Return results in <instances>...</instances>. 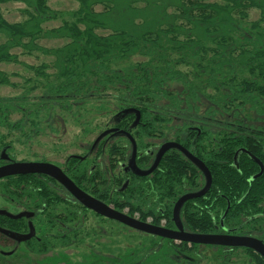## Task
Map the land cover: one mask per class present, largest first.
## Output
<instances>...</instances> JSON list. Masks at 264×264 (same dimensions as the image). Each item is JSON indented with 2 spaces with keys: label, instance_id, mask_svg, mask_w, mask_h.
<instances>
[{
  "label": "trees",
  "instance_id": "16d2710c",
  "mask_svg": "<svg viewBox=\"0 0 264 264\" xmlns=\"http://www.w3.org/2000/svg\"><path fill=\"white\" fill-rule=\"evenodd\" d=\"M14 1H23L27 9L30 6L37 11L29 20L35 26L28 21L25 25L4 22L1 29L7 31L9 38L5 46H19L20 36L42 33L40 25L55 18L50 9L51 12L44 9L43 13V8L48 9L46 0ZM227 1L223 7H207L205 13V6L203 12L194 14L198 9L189 7L185 0H83L79 21L85 27L83 30L78 25L44 30L45 37L70 41L54 53L57 82L44 95L34 96L45 107L39 110V102L32 103L28 93L0 96V165L5 162L1 159L4 148L10 158L21 161L13 155L16 142L25 144L41 132L43 109H48L51 120L59 115L56 110L71 114L74 109L82 111L83 120H92L87 118L90 104L98 111L95 119L113 113L99 134L111 126L132 134L137 143L139 167H149L154 158L150 151L167 141L180 143L206 164L212 174V186L207 194L182 206L180 218L186 231L210 234L231 230L251 234L255 230L264 237V0ZM98 4H103V8L97 10ZM247 4L261 9L258 20H239L236 11ZM97 28L107 30L108 34L95 33ZM205 43H217L221 51L210 59L217 73L211 66L202 67L208 78L203 83L199 82L202 75L194 71L189 77L179 66L190 56L199 55ZM172 53L179 58H172ZM136 54L148 55L152 60L135 67L111 66L114 59ZM0 57V61L10 60ZM222 68L233 76L225 86L216 79L226 74H219ZM1 81L10 83L8 78L0 77ZM209 85L216 90L209 92ZM113 100L120 105L104 111ZM20 102L26 105L27 114L25 108L24 117L12 120ZM129 107L141 112L136 127H132L135 114L116 118ZM29 108L33 110L28 113ZM61 120L65 128L67 121ZM16 132L19 133L16 138L8 141L9 135ZM92 143L84 147L82 158L69 155L64 166L85 187L93 186L100 200L119 211L128 208L131 216L137 214L143 221L151 218L157 225L165 221V226L175 228L174 202L204 184L201 171L178 149L167 151L152 174L137 176L126 173L123 167L131 153L126 136L103 137L94 148ZM96 177L103 187L93 182ZM32 180L42 182L33 175L1 179L0 198L28 206ZM126 181L128 184L123 188ZM54 203L34 221L39 238L25 243L32 254L44 255L56 243L53 241L71 246L83 240L87 246H96L90 240L96 228L87 230L88 235L80 232L87 227L81 221L89 213L100 216L102 222L124 225L91 210L77 215L73 206ZM0 226L12 231L28 230L25 218L0 215ZM81 226L84 228L80 230ZM128 228L142 234L144 239L127 245L125 250H111L110 246L105 252L94 249L87 255L91 264H204L205 259L207 264H264L263 257L246 247L176 242ZM3 239L12 242L13 248L4 250ZM17 250V243L0 233V255L10 257ZM9 251L12 254L2 253Z\"/></svg>",
  "mask_w": 264,
  "mask_h": 264
},
{
  "label": "rangeland",
  "instance_id": "374dc122",
  "mask_svg": "<svg viewBox=\"0 0 264 264\" xmlns=\"http://www.w3.org/2000/svg\"><path fill=\"white\" fill-rule=\"evenodd\" d=\"M83 0H46L47 8H43L53 13L55 18L48 19L40 25L43 30L42 33L31 35L28 37L20 36L22 42L19 46H5L8 43L7 31L1 29L4 22L8 24L25 23L32 18L33 15L37 14L32 7H28L23 1L5 0L0 1V54L10 58V60L0 61V70L2 71L1 78H8L9 84L0 82V96H25L29 94L32 98V103L36 102L40 108L42 102L38 99H34V96H41L57 82V75L55 74V62L57 60L54 53L69 43V39L62 37H45V29H53L63 26L70 27L78 25L82 30L85 28L80 21V11H83L82 7ZM186 4L191 8H197L194 14H200L203 12V8L206 6L205 13L208 12V8L212 6L223 7L228 3L227 0H185ZM34 4V1L32 2ZM43 3V0H42ZM35 5V4H34ZM45 6L39 4L38 6ZM193 6V7H192ZM208 7V8H207ZM97 10L103 8V4L95 6ZM50 9V10H49ZM175 10V8L171 9ZM39 11V10H38ZM32 12V15H31ZM236 15L239 20L243 22L256 21L261 17V9L255 6L242 5L238 7ZM30 26H35L33 22H29ZM29 28V27H27ZM31 29V28H30ZM32 30V29H31ZM95 33L108 34L107 30L100 28L94 29ZM13 36V35H12ZM41 36V37H36ZM34 37V38H32ZM32 38V39H31ZM179 47V44L176 45ZM175 46V47H176ZM176 47V48H177ZM177 50V49H176ZM53 51V52H52ZM221 49L218 48L217 43H205V48L202 49L201 53L195 57H189L186 63L179 66L180 70L184 75L192 76L195 72L202 75L199 82L206 83V72L204 68L211 66L210 69L216 71V67L210 64V59L217 57ZM238 53L235 55L237 56ZM0 55V56H2ZM177 55L172 53V58H176ZM1 58V57H0ZM179 56L176 58L178 59ZM152 60L148 55L136 54L133 56L126 57L125 59H114L111 62V66L116 68H126L127 66L135 67L143 62ZM198 70H197V69ZM226 72L225 75L218 76L216 78L219 83H223L224 86L233 78L232 75H228L229 72L226 68H222L219 71ZM217 73V71L215 72ZM4 76V77H3ZM226 76V77H224ZM176 84V83H175ZM209 92H214L216 89L213 85H209ZM42 100V99H41ZM113 102V103H112ZM120 105L118 100H113L105 106L104 111L113 110L114 107ZM16 112L11 115V119H19L24 117V112L27 114V107L23 102L18 103ZM90 115L87 118L92 120H83L80 114H83L80 109H74L71 114L64 111L56 110L59 115L55 119L49 118L48 109H43L42 117L43 122L41 123L42 130L39 134L33 135V139L28 140L25 144L16 142L14 149L15 159L31 161V160H47L51 163L59 164L64 166L67 157L71 154H84V147L87 144L93 142L98 136L99 132L109 121L113 113H108L104 118L95 119L98 117V112L95 107L87 105ZM33 108L28 109V113ZM62 118H65L67 124L65 128L62 124ZM81 119V121L79 120ZM56 122V123H54ZM80 122V123H77ZM83 125V126H82ZM83 127V128H82ZM4 132V131H3ZM19 133H11L7 138L10 141L12 138H16ZM94 183L98 187H103L100 178L96 177ZM8 206L7 201L0 198V207L5 208ZM112 206V205H111ZM11 209V212H16L17 208L7 207ZM123 211L129 212L128 208H124ZM138 215L135 214V217ZM82 217V216H81ZM100 216H95L93 213H89L85 221H81L84 227H80L82 234L88 235L87 230H94L97 232L90 237V240L94 242L96 246H87V243L81 240L78 244L66 246L59 241L52 245L48 252L44 255H35L29 252L25 244H22L17 250L16 254L6 257V255H0V260L3 264H91V257L88 258V254L94 249H103L105 252L108 246L111 250L120 248L125 250V247L129 244H135L140 240H143L144 236L139 234L137 231L131 230L118 222H102ZM150 221V219H148ZM165 221H162V224ZM87 231V232H86ZM179 242V241H176ZM4 250H10L13 248V243L8 239H3ZM114 252V251H113ZM89 255V256H90ZM204 264H207V259L204 260Z\"/></svg>",
  "mask_w": 264,
  "mask_h": 264
},
{
  "label": "water",
  "instance_id": "95a60500",
  "mask_svg": "<svg viewBox=\"0 0 264 264\" xmlns=\"http://www.w3.org/2000/svg\"><path fill=\"white\" fill-rule=\"evenodd\" d=\"M132 113L135 114V120L132 124V127H136L141 119V112L134 108L129 107L123 109L116 115L117 120L120 117H124L125 115ZM198 129V128H196ZM118 133L124 134L129 138L132 144V153L129 157L128 164L126 166L127 170H131L134 174L138 176H147L151 174L159 165L163 155L169 149L176 148L180 150L187 158H189L206 176V184L205 186L197 192H189L181 196L177 202L175 203L173 210V220L176 224V229L168 228L163 225H156L148 221L140 220L136 217L128 215L125 212L119 211L115 209L113 206L105 203L104 201L86 193L84 190L79 188L72 179H70L61 167L58 165L45 162V161H16L10 158L7 153L6 148L2 150L1 159L7 161V163L0 165V180L14 175H27L32 173H42L47 174L59 182H61L83 205L87 208L94 210L97 214L105 216L107 218L119 221L124 225L131 227L133 229L156 235L159 237L175 240V241H184L194 244H205V245H222V246H230V247H248L256 250L264 257V243L260 239L251 236H239L234 234H206V233H198V232H189L184 230L181 218H180V210L184 203L188 200L199 198L204 196L211 187L212 184V174L206 164L197 156H195L189 149L184 147L178 142L168 141L164 143L155 156V160L153 164L148 169H142L137 164V143L135 138L129 131L118 130L117 128H111L104 130L101 132L94 142L95 145L107 134L109 133ZM255 157V156H253ZM259 164L262 163L255 157ZM128 182H126L123 186L125 188ZM0 215H5L11 219H20L22 217H32L34 214L31 212L23 211L17 214H13L6 209H0ZM225 216V215H224ZM223 216V217H224ZM223 221V218H222ZM30 230L28 233L22 234L10 229H6L0 226V233L16 240L18 243L30 240L35 236V227L30 221L29 223ZM3 254H12V251L2 252Z\"/></svg>",
  "mask_w": 264,
  "mask_h": 264
},
{
  "label": "flooded vegetation",
  "instance_id": "af4514ba",
  "mask_svg": "<svg viewBox=\"0 0 264 264\" xmlns=\"http://www.w3.org/2000/svg\"><path fill=\"white\" fill-rule=\"evenodd\" d=\"M111 128H117L118 130H124V129H120L118 126H111V127H108V128H106L105 130H107V129H111ZM124 131H127V130H124ZM103 132V131H102ZM120 136V135H123V136H125L124 134H118V133H113V132H111V133H109V134H107L106 136H112V137H115V136ZM106 136H104V137H106ZM98 137V136H97ZM96 137V138H97ZM127 137V136H126ZM96 138L93 140V143H92V148H94V142H95V140H96ZM128 138V137H127ZM128 140H129V138H128ZM130 141V140H129ZM168 142V141H167ZM164 143H166V142H164ZM164 143H161V144H159V145H157V147L155 148V150H151L150 151V153L151 154H153V156H154V158H153V162H154V160H155V156H156V154H157V152L159 151V149H160V147L164 144ZM130 144H131V141H130ZM173 149H176V148H173ZM170 150V149H169ZM168 150V151H169ZM167 152V151H166ZM166 152H165V154H166ZM131 153H132V144H131ZM131 153H130V155H131ZM164 154V155H165ZM130 155H129V157H130ZM164 155H163V157H164ZM75 156H77V157H79V158H82L83 156L82 155H80V154H77V155H75ZM137 156H138V148H137ZM129 157H128V160H129ZM162 157V158H163ZM189 159V158H188ZM128 160H127V162L124 164V170H125V172L126 173H132V174H134L131 170H127L126 169V166H127V164H128ZM162 160V159H161ZM31 161H45V162H49V161H47V160H43V159H40V160H31ZM153 162H152V164H153ZM161 162V161H160ZM5 163H7V161H5L3 164H5ZM3 164H1V165H3ZM56 164V163H55ZM151 164V165H152ZM56 165H58L59 167H61L62 168V170L65 172V174L70 178V179H72L73 181H74V183L79 187V188H81L82 190H84L86 193H88V194H90V195H92V196H94V197H96L95 196V194H94V192H93V186H91V187H85V185H83V184H81L80 182H78L75 178H73L71 175H70V173H69V170H70V168H66L65 166H60L59 164H56ZM150 165V166H151ZM159 165H160V163H159ZM159 165H158V167L153 171V172H155L158 168H159ZM150 166L149 167H147V168H142V169H148V168H150ZM93 169H94V166L92 167ZM91 168V169H92ZM199 169V168H198ZM200 170V169H199ZM201 171V170H200ZM152 172V173H153ZM151 173V174H152ZM201 173H202V175H203V178H204V184L198 189V190H196V191H188V192H186V193H189V192H197V191H200L204 186H205V184H206V176L204 175V173L201 171ZM27 175H33V177H34V179H37V178H40V180H42V182H35V180H32V181H30L29 182V188H30V194H29V197H30V202H29V204H28V206H24L22 203H16V202H14V201H9V202H7V204H8V206H5V208H2V207H0V209H6V210H8L9 212H11V209H9V208H7V207H14V208H17V211L16 212H11V213H13V214H17V213H20V212H23V211H27V212H31V213H33L34 215L32 216V217H30V218H28V217H22V218H25L26 220H27V225H28V230L27 231H24V232H19V231H15V232H18V233H22V234H25V233H28L29 232V230H30V226H29V223H30V221H32V223H33V225H34V227H35V231H36V233H35V236L33 237V238H39V234H38V229H37V226L34 224V221L36 220V218H38V216H40V215H42V214H46V212H48V210L50 209V205L51 204H56V203H54V202H58L59 204H66V205H69V206H73V208H74V210L75 211H77V215L79 214V213H81L82 211L83 212H86V210H91V209H89V208H87L85 205H83L61 182H59L57 179H55L54 177H52V176H50V175H47V174H42V173H32V174H27ZM134 175H136V174H134ZM150 175V174H149ZM138 176V175H137ZM148 176V175H147ZM94 181H95V179L94 178H92ZM93 181V182H94ZM126 182H128V181H126ZM125 182V183H126ZM91 183V182H90ZM211 186H212V184H211ZM211 188V187H210ZM209 191V190H208ZM186 193H184V194H186ZM184 194H182L181 196H183ZM207 194V193H206ZM180 196V197H181ZM179 197V198H180ZM38 198H42V200L41 201H39V199ZM96 198H98V197H96ZM178 198V199H179ZM200 198V197H199ZM99 199V198H98ZM177 199V200H178ZM196 199V198H195ZM177 200L174 202V206H175V203L177 202ZM192 200V199H191ZM189 201V200H188ZM106 203V202H105ZM80 204H82L84 207H85V209L84 208H80L81 206H80ZM185 204V203H184ZM174 206H173V210H174ZM92 212H94V213H96L94 210H91ZM181 211V210H180ZM122 212H125V211H122ZM126 213V212H125ZM127 214L128 215H130L128 212H127ZM1 216H5V215H1ZM255 216H257V215H255ZM254 216V217H255ZM7 217V216H6ZM133 217H135V216H133ZM9 218V217H8ZM136 218H138V216L136 217ZM172 218H173V214H172ZM138 219H140V218H138ZM150 219V221H148V219L146 220V221H148V222H151V223H153L152 222V219L151 218H149ZM141 220V219H140ZM153 224H155V223H153ZM157 225V224H156ZM159 225H163V226H165L164 224H159ZM175 226H176V224H175ZM167 227V226H166ZM169 228V227H168ZM177 227H175V228H172V229H176ZM185 230V229H184ZM259 231H255L254 230V232H252L251 234H243V233H232L231 232V230H225V232L224 233H218V234H228V233H230V234H234V235H239V236H251V237H256V238H258V239H260L261 241H263V243H264V237H263V235H261V234H259L258 233ZM199 233V232H198ZM213 234H217V233H213ZM47 235V237H48V235H49V233L48 234H46ZM33 238H31V239H33ZM10 239H12V238H10ZM30 239V240H31ZM13 240V239H12ZM13 241H15L16 243H17V249H19V247L22 245V244H25L27 241H29V240H27V241H24V242H21V243H18L16 240H13ZM180 242V241H179ZM246 248H248V247H246ZM249 249H251L252 251H253V253H255V254H258V255H260L261 257H263L259 252H257L256 250H254V249H252V248H249ZM264 258V257H263Z\"/></svg>",
  "mask_w": 264,
  "mask_h": 264
}]
</instances>
